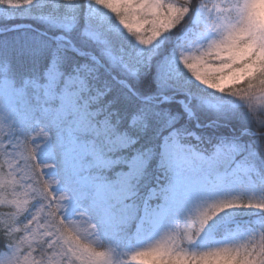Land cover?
Instances as JSON below:
<instances>
[{
  "label": "snow or ice",
  "instance_id": "1",
  "mask_svg": "<svg viewBox=\"0 0 264 264\" xmlns=\"http://www.w3.org/2000/svg\"><path fill=\"white\" fill-rule=\"evenodd\" d=\"M226 210L264 214V0H0V264H264V215L192 248Z\"/></svg>",
  "mask_w": 264,
  "mask_h": 264
},
{
  "label": "rangeland",
  "instance_id": "2",
  "mask_svg": "<svg viewBox=\"0 0 264 264\" xmlns=\"http://www.w3.org/2000/svg\"><path fill=\"white\" fill-rule=\"evenodd\" d=\"M180 79L183 80V77H180ZM207 98L211 102H216V98L213 96H208ZM238 193L248 194L247 191L241 192L238 188L234 186H229L227 188L222 189L221 191L217 193H214L211 198L221 199V198L230 197ZM257 194H258V190H257ZM251 213H252V210H226L225 212L220 213L212 221L209 222V225L201 233V236L197 239L196 243L192 245V248L195 250H201L206 247L212 246L218 240H221L223 238L222 231H221L222 226L224 223L228 222L231 219H236L241 222L252 221V220H256L258 222V217L261 215H264L260 213L252 215ZM153 238H154V235L152 234L142 235L136 239L137 241L134 247L142 246L143 244L149 242V240Z\"/></svg>",
  "mask_w": 264,
  "mask_h": 264
},
{
  "label": "trees",
  "instance_id": "3",
  "mask_svg": "<svg viewBox=\"0 0 264 264\" xmlns=\"http://www.w3.org/2000/svg\"><path fill=\"white\" fill-rule=\"evenodd\" d=\"M14 23H16V21H9V24H14ZM201 123H202V124H203V123H206V121H202ZM189 127H190L191 129H193V130H196V129H195V123H193V122H190V123H189ZM136 241H137V240L132 241V242H129V243L126 245V248H127L128 251H131V250H132V248H133L134 245L136 244Z\"/></svg>",
  "mask_w": 264,
  "mask_h": 264
}]
</instances>
